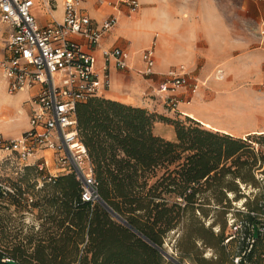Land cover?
Returning a JSON list of instances; mask_svg holds the SVG:
<instances>
[{"label": "trees", "instance_id": "trees-1", "mask_svg": "<svg viewBox=\"0 0 264 264\" xmlns=\"http://www.w3.org/2000/svg\"><path fill=\"white\" fill-rule=\"evenodd\" d=\"M77 115L101 200H83L73 173L44 181L39 192L45 194L31 204L46 206V220L38 230L30 226L13 239L0 224V264H9L7 258L17 264H166L168 258L160 247L165 236L183 223L190 225L189 238L216 248L217 263L223 258L219 246L232 263L238 240L224 242L229 229L216 236L200 233L196 213H207L206 203L222 207L228 226L227 213L236 207L234 202L242 201L245 210L234 214L245 222L260 221L264 186L255 172L264 174V149L254 144L264 145V133L237 136L208 128L190 115L168 116L101 95L79 103ZM156 121L173 124L176 139L156 134ZM33 170L27 166L22 174ZM237 183L261 190L253 192L249 201L252 190L241 191ZM12 184L17 194H5L0 188V197L18 206L27 191ZM207 191L212 196L204 202ZM226 191H233L235 199ZM249 259L264 264V234L258 228Z\"/></svg>", "mask_w": 264, "mask_h": 264}, {"label": "built area", "instance_id": "built-area-1", "mask_svg": "<svg viewBox=\"0 0 264 264\" xmlns=\"http://www.w3.org/2000/svg\"><path fill=\"white\" fill-rule=\"evenodd\" d=\"M97 1L112 11L98 18L84 4L85 0H63L60 18L55 14L58 0H0V23L7 25L0 33V71L10 93L29 91V126L15 137L0 133V150L4 152L0 161L13 165L17 174L27 166L34 167L39 174L38 187L61 173H73L80 182L82 199L92 202L101 197L94 164L80 134L77 106L110 87L113 67L133 68L136 53L142 61L139 71L143 75L153 74L156 65L154 44L134 51L103 43L123 13L121 5L133 14L141 8L140 0ZM37 5L49 15L45 24L38 21L34 12ZM95 50L101 52V63ZM222 76V69L217 67L215 77ZM200 83V79L191 78L184 64L172 66L153 95L169 111L182 115L185 112L180 103H191ZM0 188L5 194L18 192L15 185L2 179ZM24 196L30 205L33 195L25 192ZM234 204L236 207L227 213L229 235L224 240H238L231 261L261 264L253 263L249 254L257 237L255 226L264 234V213L257 214L258 223L245 222L234 214L235 210H245L242 201Z\"/></svg>", "mask_w": 264, "mask_h": 264}, {"label": "rangeland", "instance_id": "rangeland-1", "mask_svg": "<svg viewBox=\"0 0 264 264\" xmlns=\"http://www.w3.org/2000/svg\"><path fill=\"white\" fill-rule=\"evenodd\" d=\"M59 1L58 7L60 6ZM141 3L142 8H150L160 4L168 16L165 24L175 23L177 26L175 33L187 31L196 34L197 37H200L199 42L201 43L214 36L213 29L219 23L223 39L231 37L233 39L237 38V40L243 38L247 40L245 48L248 49V52H252V55L249 57L247 52L248 58H242L241 62L232 64L231 68L226 70L227 74L224 77L226 78L231 73L230 79L218 80L214 78V73L210 74L214 64L201 66V72L198 69L199 67L195 70L201 83L197 92L194 93V100L189 106L188 113L195 116L197 120L209 123L216 128H223L229 132L263 134L264 0H141ZM183 7L186 9V13L193 17L195 21L182 23L183 21L180 18L183 15ZM171 11L175 17L171 16ZM39 12L41 15L46 13L42 7H40ZM59 13L60 9L57 11V14ZM218 14H220L221 20L214 22V19H218ZM6 27V24L0 23V33ZM157 40L160 41V36ZM241 46H233L231 53H234V51L240 54L245 53ZM223 49L229 50L225 45H223ZM250 58L251 60L246 62ZM141 77L146 78L147 76ZM191 78L196 79L197 77L191 76ZM3 94L10 95V97L7 98ZM17 94V92L10 93L7 90L0 71V132L6 133V130L20 127L26 119V112L22 111L25 107L24 99L18 100L16 98ZM165 109L167 111V108ZM170 114L168 116H177L175 111L170 112ZM187 115L182 114L184 117ZM162 126L164 131L169 129L165 121ZM204 126L206 125L204 124ZM254 146L264 149V145L258 143H255ZM3 154L4 152L0 150V158ZM38 175L35 170L17 174L13 165L0 161V179L19 183L26 189L27 193L34 195L35 199H40L45 194V191L39 192L43 185L41 187L37 186L40 183ZM255 175L261 181V185L264 186V174L257 171ZM237 184L241 191L248 192L249 189L252 190V186H244L243 188L242 184ZM253 190L249 191V201L254 198L252 193L258 192L261 188ZM225 194L226 196L233 194L232 199H235L233 191H226ZM202 196H204V202H208L212 194L207 191ZM21 200L20 205L17 206L12 204L9 198L0 197V224L5 225L6 235L9 239H13V236L17 233L22 234L21 231L28 232L30 226L34 230H38L42 222L46 220L45 211L47 209L45 205L33 206L32 204L29 205L25 198ZM205 206L208 208L207 213H196L195 226H198V231L205 235H209L210 232L214 236L224 234L229 229V225L226 224V210L222 207H208L207 203ZM189 231L190 225L183 223L179 226L178 231L170 232L165 236L164 245L166 247L163 245L162 248L168 251L164 252L168 256L166 264H198V258H202L201 264H213V258L211 261L202 257L204 249L209 245L202 242V247H200L197 239L188 237ZM215 240L216 238H213V241ZM231 249L232 245L229 247V250ZM219 251L223 258L217 264H229L227 251L224 247L219 246Z\"/></svg>", "mask_w": 264, "mask_h": 264}, {"label": "crops", "instance_id": "crops-1", "mask_svg": "<svg viewBox=\"0 0 264 264\" xmlns=\"http://www.w3.org/2000/svg\"><path fill=\"white\" fill-rule=\"evenodd\" d=\"M84 4L89 8L92 15L98 18H102L112 11L111 7L100 5L97 0H85ZM59 5L60 8H57L55 14L61 18L63 14V0L59 1ZM121 6L123 13L114 29L104 37L103 43L107 46L119 45L122 47H128L134 51H138L141 48H145L152 44H155V72L151 75H147L146 78L141 77L145 75H143L139 71L142 67V61L139 57V54L136 53L133 68H112L111 85L108 88L102 89V91L99 93L100 95L133 105L146 107L149 110L169 115L172 111H169L168 109L166 111L160 99L151 94L162 79L164 73L167 72L169 68H171L172 66L184 64L188 68L191 76L200 78L199 75H196L195 70L199 67L198 69L200 71L201 66L214 64V67L211 69L210 74L214 73V78H216L215 69L217 67L221 68L223 71V76L222 78L218 79L221 80L225 78L224 75L227 74L226 70H229L232 64H236L239 61L241 62L242 58H248V49L245 48L247 40L244 38H239L240 40H237V38L233 39L231 37H227L228 39H223L221 35V26L219 25L220 23L213 29L214 36L209 38L208 40H204L205 43H201L199 42L200 37H197L196 34L187 31L175 33L174 31L177 27L175 23L165 24L168 16L165 10L160 6V4L154 5L150 8H142L141 3V8L139 9V11L133 14L128 13L126 6ZM58 9H60L59 14H57ZM39 10L40 6L37 5L34 8V12L38 17V21L41 24H45L49 20V15L47 13L41 15ZM182 13L183 15L181 16V18L179 17L180 20L183 21L182 23L185 24L189 21H195L193 17H190V15L186 13L185 7H183L182 9ZM218 15V19H214V22H219L221 20L220 14ZM171 16L175 17L172 11ZM159 36L160 41L157 40ZM78 39L83 40L81 36H78ZM223 45L229 48V50L223 49ZM233 46L243 47L242 49L245 53L240 54L239 52L236 53L235 51L234 53H231ZM95 53L99 60V63H101L102 55L100 50H95ZM248 54L250 57L252 55V52L249 51ZM250 60L251 58L247 59L246 62H249ZM230 77L231 73L228 74L225 79H230ZM17 93L18 94L16 95V98L18 100L24 99L25 107H23L22 111H24V113L26 112V119L24 120L22 126L17 127L13 130H6V133L0 132L7 137L18 136L24 129L29 126V103L26 101L29 96V91L25 90L19 91ZM4 96L7 98L10 97V95ZM191 104L192 103L181 102L180 108L185 112V114H189L188 109ZM193 117L196 118L195 116ZM163 123L164 121H156L153 128L154 132L167 139L175 140L176 131L174 125L167 122L169 129L167 131H164V127L162 126ZM204 124L210 128L225 131L237 136L244 137V135L247 134L229 132L223 128H216L214 126H211V124L209 123ZM198 243L200 247H202L201 242L198 241ZM164 247H166V245H164ZM166 251L164 250V252ZM215 253L216 248L208 246L204 249L202 257L206 260H211L213 258V264H217ZM166 257L168 258V256ZM229 264L232 263L229 261Z\"/></svg>", "mask_w": 264, "mask_h": 264}, {"label": "water", "instance_id": "water-1", "mask_svg": "<svg viewBox=\"0 0 264 264\" xmlns=\"http://www.w3.org/2000/svg\"><path fill=\"white\" fill-rule=\"evenodd\" d=\"M115 214L117 215V217L121 221L126 222V220L122 216L118 215L117 213H115ZM254 235H257V228H256V226H255V229H254ZM160 248L163 250L162 247H160ZM7 261H8L9 264H17V261L15 259H13V258H7Z\"/></svg>", "mask_w": 264, "mask_h": 264}]
</instances>
